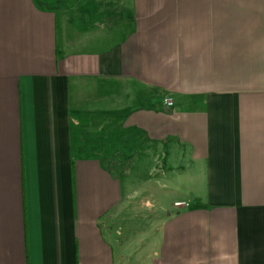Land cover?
Segmentation results:
<instances>
[{
    "label": "crops",
    "instance_id": "0c3cea01",
    "mask_svg": "<svg viewBox=\"0 0 264 264\" xmlns=\"http://www.w3.org/2000/svg\"><path fill=\"white\" fill-rule=\"evenodd\" d=\"M0 264H264V0H0Z\"/></svg>",
    "mask_w": 264,
    "mask_h": 264
},
{
    "label": "rangeland",
    "instance_id": "374dc122",
    "mask_svg": "<svg viewBox=\"0 0 264 264\" xmlns=\"http://www.w3.org/2000/svg\"><path fill=\"white\" fill-rule=\"evenodd\" d=\"M70 16L73 17L76 15L73 13L70 14ZM116 157L119 159L121 157V154L118 152V154L114 156L113 159H116ZM115 162L116 161L111 162V165L114 168V171L120 174L118 176L123 181V184H125L127 192L139 194L140 199L150 196L153 204L152 208H148L150 212H155L159 209H161L162 211L165 210L164 207L167 203H170V200L174 197L175 191L171 188L172 186L170 185H159L156 182H153L154 178L161 175V171L160 168L155 167L156 165L160 167V162L156 164L157 160H154V156H152V154L146 152L139 153L137 154L134 163L131 164H127L126 161ZM153 193H161V196L159 198H155L152 196ZM136 203H139V201ZM136 203L134 201L132 202V204ZM150 215L151 213L146 214L145 212H143L141 213V215H139V217H137V215L133 212V207H131L127 212V220L129 223L128 226L135 225L138 226L139 230L144 229L147 232L148 227L150 229V227L155 226V220H150L147 218ZM134 231L135 230H133V232ZM134 235L137 237L139 234ZM116 239L123 240V238L121 237H117Z\"/></svg>",
    "mask_w": 264,
    "mask_h": 264
},
{
    "label": "built area",
    "instance_id": "2783aa9c",
    "mask_svg": "<svg viewBox=\"0 0 264 264\" xmlns=\"http://www.w3.org/2000/svg\"><path fill=\"white\" fill-rule=\"evenodd\" d=\"M164 103L169 108H172L174 106V103H173V101L171 99H166ZM174 206L176 208H187L189 206V204L186 203V202H176L174 204Z\"/></svg>",
    "mask_w": 264,
    "mask_h": 264
}]
</instances>
